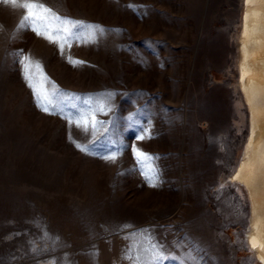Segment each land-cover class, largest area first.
Segmentation results:
<instances>
[{"label": "rangeland", "instance_id": "374dc122", "mask_svg": "<svg viewBox=\"0 0 264 264\" xmlns=\"http://www.w3.org/2000/svg\"><path fill=\"white\" fill-rule=\"evenodd\" d=\"M37 2L103 32L80 30L62 53L0 2V264H148L156 243L177 257L162 264H262L247 191L230 178L250 132L244 0ZM23 56L47 78L33 84L57 93L49 112ZM78 112L95 130L69 123ZM136 150L156 157L155 187Z\"/></svg>", "mask_w": 264, "mask_h": 264}, {"label": "bare ground", "instance_id": "6f19581e", "mask_svg": "<svg viewBox=\"0 0 264 264\" xmlns=\"http://www.w3.org/2000/svg\"><path fill=\"white\" fill-rule=\"evenodd\" d=\"M243 9L238 87L249 111L250 132L230 178L247 191L251 211L246 241L264 264V0H244Z\"/></svg>", "mask_w": 264, "mask_h": 264}, {"label": "snow or ice", "instance_id": "6c2138e0", "mask_svg": "<svg viewBox=\"0 0 264 264\" xmlns=\"http://www.w3.org/2000/svg\"><path fill=\"white\" fill-rule=\"evenodd\" d=\"M0 2L5 5L11 4L13 8L19 7L24 10V15L20 22V27L30 26L31 29L36 32L37 35L43 36L50 43L56 44L60 47L61 52L65 46H69V39L75 38L80 39L79 32L82 29H87L88 34L94 35L95 31L103 32V29H100L99 26L87 25L83 21H74L67 17H61L58 14L54 13L52 9L44 5L43 3L37 2V0H0ZM69 62L71 63H83L82 61H72L69 57ZM22 65V71L25 77V80L28 82L30 88L33 89L34 95H36L40 101L39 106L42 107V110L45 112H49V105L52 107H56L54 100L56 99L57 93L53 91L49 93L41 84V87L37 88L35 84H33L34 75L39 73L41 75L42 81H46L47 78L43 76L42 68L40 64L37 62L36 64H32L30 58L28 56H23L20 60ZM55 89V85H53ZM63 103V101H61ZM87 103V102H85ZM102 111V109H99ZM61 111L63 109L61 108ZM78 118L73 119L71 117H66L69 120L70 124H75L77 128H83L85 132L88 131L89 126L93 130H95L96 125L99 123L95 119V116L90 113H77ZM143 139V137H140ZM77 147H81L77 144ZM81 150H86L81 148ZM135 156L137 157V162L143 165H148L150 161L156 159V157H151L147 153L141 152L140 150L135 151ZM102 158L115 161L116 155L103 156ZM142 175H144L146 181L150 186L155 187L156 183L159 179L158 174L155 169L147 166L143 171ZM128 227V226H124ZM141 233L146 232V229L140 230ZM255 247V245H254ZM152 256L151 260L148 261V264H162L165 260H176L177 257L171 254H167L164 251V246L158 243L151 244ZM127 259L132 260V256H128ZM138 260L139 257H136ZM189 259L194 260L195 258L189 256ZM181 264H184L181 261Z\"/></svg>", "mask_w": 264, "mask_h": 264}]
</instances>
